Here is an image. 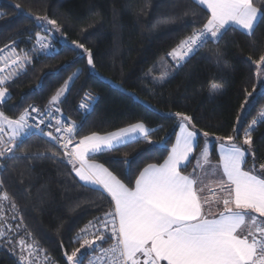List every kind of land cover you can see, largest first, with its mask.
<instances>
[{
    "label": "snow or ice",
    "instance_id": "1",
    "mask_svg": "<svg viewBox=\"0 0 264 264\" xmlns=\"http://www.w3.org/2000/svg\"><path fill=\"white\" fill-rule=\"evenodd\" d=\"M192 3L206 10L207 20L180 38L143 74L141 79L153 87H162L171 77V71L165 68L169 59L175 69L180 70L206 46L219 44L229 31L241 30L254 39L256 29L264 24V0L259 4L257 0H192ZM16 8L20 9V5ZM23 15L32 19L39 31L29 35L27 42L32 47L28 50L18 52L15 40L0 48V104L12 98L9 81L18 78L32 64L30 53L49 57L59 54L51 42L54 34L61 32L57 20L48 15ZM71 44L75 53L71 63L86 58L90 72L94 73L93 51L77 40ZM216 55L219 58L223 53L217 50ZM247 60L256 68L258 84L252 91L245 90L234 134L214 136L199 129L192 115L182 111L166 113L176 121L179 129L175 143L169 150L167 138L162 139L160 143L168 152L167 158L163 163H149L143 167L134 183H125L92 157L118 151L141 140L153 144L152 130L138 121L105 134L79 135L81 126L63 117L59 104L79 78L81 69L64 81L45 108L32 104L15 117L0 111V169L6 170L5 161L22 158L17 152L32 136L46 138L59 148V157L52 152L50 155L24 153L23 158H59L61 163L70 166L82 187L99 192L111 205L109 211L80 228L72 241L79 247L70 253L64 252L66 264H85L86 255L87 264H264V162L257 164L259 148L253 139L258 126L264 125V108L244 126L251 111L249 106L254 107L258 98H264V52L256 59L249 55ZM161 68L164 71L160 76H154L153 72ZM62 69L63 65L57 71ZM48 75L44 73L41 84ZM206 86L213 97L223 93V86L214 78ZM116 87L135 97V93L129 94L122 85ZM96 99L86 95V102H81L79 108L88 112ZM201 135L206 144H212L210 138L213 136L219 143V161L211 163L210 150L206 147L195 157L192 172L185 174ZM249 160L251 165L247 166ZM123 163L130 171L132 161L125 159ZM128 171L124 175H128ZM198 171L211 177L219 173V178L209 187L197 175ZM7 207L12 210L11 219H16L17 205L0 179V241L12 246L19 264H54L26 226L25 235L16 239L14 229L7 223ZM22 222L21 215L16 228H20ZM108 241H111L109 246L103 247Z\"/></svg>",
    "mask_w": 264,
    "mask_h": 264
},
{
    "label": "trees",
    "instance_id": "2",
    "mask_svg": "<svg viewBox=\"0 0 264 264\" xmlns=\"http://www.w3.org/2000/svg\"><path fill=\"white\" fill-rule=\"evenodd\" d=\"M260 2L257 0L258 4ZM17 4L20 9L16 8ZM23 13L48 15L57 20L61 32L55 33L51 42L59 54L49 57L30 53L32 64L27 66L25 75L9 85L12 98L0 105L1 110L15 117L31 104L45 108L64 81L81 69L79 78L59 104L66 119L81 126L79 135L105 134L138 121L152 130L153 144L141 140L118 151L92 157L125 183H134L147 164L163 163L167 158L168 152L160 141L167 138L170 150L179 129L176 121L166 113L182 111L194 117L199 129L214 136L232 135L236 118L241 114L245 90L252 91L258 84L256 68L247 57L251 55L256 59L264 52V24L256 29L254 39L241 30L229 31L219 44H209L180 70L175 69L169 59L165 68L169 64L172 75L162 87H153L141 79L180 38L206 22V10H201L192 0H0V48L13 40L17 42L18 52L32 47L27 42L28 37L39 29ZM73 40L93 51L94 73L90 72L86 58L71 63L75 56L71 50ZM217 50L223 53L219 58ZM62 65L64 69L58 72ZM162 69L153 75L159 77ZM44 73L49 75L41 84ZM213 78L223 86L222 95L213 97L206 86ZM117 84L139 99L117 89ZM88 90L98 94L99 100L92 112L82 119L76 104ZM256 95H259V87ZM22 97H25L23 101ZM249 107L251 111L246 116L245 127L264 108V98H258L254 107ZM240 135L242 137V131ZM214 136L210 138L213 140L211 154L217 162L219 143ZM253 139L259 148V164L264 162V125L258 126ZM198 140L199 147L185 174L192 172L195 157L205 144L202 135ZM52 152L60 156V150L46 139L32 136L17 152L22 158L5 161L6 170L0 169V179L17 205L16 219H11L10 207L5 210L7 223L14 229L16 239L25 235L26 226L54 264H66L64 252L70 253L79 247L72 241L80 228L109 211L111 205L99 192L82 187L70 166L61 163L59 158H23L24 153L50 155ZM125 159L132 161L130 171L123 163ZM250 165L251 160L247 166ZM125 171L128 175H124ZM21 215L22 225L16 228ZM108 243L110 241L104 245ZM87 260L86 255L85 264ZM0 264H19L12 246L3 241H0Z\"/></svg>",
    "mask_w": 264,
    "mask_h": 264
},
{
    "label": "built area",
    "instance_id": "3",
    "mask_svg": "<svg viewBox=\"0 0 264 264\" xmlns=\"http://www.w3.org/2000/svg\"><path fill=\"white\" fill-rule=\"evenodd\" d=\"M6 72H7V69H6ZM26 72H27V67H26V71H25L24 73H22L18 78H13L12 80H10V81H9V85L13 84L15 81H17V80H18L19 78H21L23 75H25ZM86 95H92V96H95V97L97 98L96 101L94 102L92 108H91L88 112H85L84 110H82V109L79 108V105L81 104V102H86V100H85ZM98 100H99V95L96 94V93H94V92H92V91H89V90H88V91H85V92L83 93V95L81 96V98L79 99V101H78L77 104H76V111H77V113L82 117V119H84L85 117H87V116L92 112V110L94 109V107H95V105L97 104ZM31 105H32V104H31ZM34 105H36V106L42 108L40 105H37V104H34ZM60 109H61V108H60ZM61 112H62V114H63V117H65L64 112H63L62 109H61ZM65 118H66V117H65ZM68 121H69V120H68ZM44 139H46V138H44ZM46 140H47V139H46ZM58 149H59V148H58ZM110 243H111V241H110ZM110 243H108V244H106V245H102V246H103V247H108Z\"/></svg>",
    "mask_w": 264,
    "mask_h": 264
},
{
    "label": "rangeland",
    "instance_id": "4",
    "mask_svg": "<svg viewBox=\"0 0 264 264\" xmlns=\"http://www.w3.org/2000/svg\"><path fill=\"white\" fill-rule=\"evenodd\" d=\"M166 68L167 69H169V70H172V68H171V66L168 64L167 66H166ZM162 71H164V69H162ZM68 93V92H67ZM66 93V94H67ZM65 94V95H66ZM65 97V96H64ZM63 97V98H64ZM62 98V99H63ZM1 105V104H0ZM0 111H2L1 110V106H0ZM209 148V150H210V159H211V163L212 164H215V162L216 161H214L213 159H212V154H211V152H212V147H213V140H212V144H204V146H203V148L202 149H204V148ZM200 152H201V150L199 151V153H198V155H197V157L200 155ZM197 175L204 181V183L206 184V185H208V186H212V185H214V181L217 179V178H219L218 177V175L216 176V177H211V176H206L203 172H200V171H198L197 172Z\"/></svg>",
    "mask_w": 264,
    "mask_h": 264
},
{
    "label": "crops",
    "instance_id": "5",
    "mask_svg": "<svg viewBox=\"0 0 264 264\" xmlns=\"http://www.w3.org/2000/svg\"><path fill=\"white\" fill-rule=\"evenodd\" d=\"M179 132V131H178ZM178 134V133H177ZM175 143V142H174ZM194 152H195V150H194ZM194 152H193V154H194ZM217 154H218V158H219V145H218V148H217ZM218 161H219V159L217 160V162H215V164H217L218 163ZM218 175V177H219V173L217 174ZM218 179V178H217ZM212 186H214V185H212ZM212 186H209V187H212Z\"/></svg>",
    "mask_w": 264,
    "mask_h": 264
}]
</instances>
